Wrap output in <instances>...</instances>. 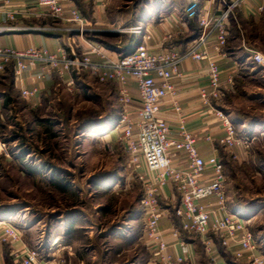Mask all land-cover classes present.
Returning a JSON list of instances; mask_svg holds the SVG:
<instances>
[{
	"label": "rangeland",
	"instance_id": "1",
	"mask_svg": "<svg viewBox=\"0 0 264 264\" xmlns=\"http://www.w3.org/2000/svg\"><path fill=\"white\" fill-rule=\"evenodd\" d=\"M110 1L140 10L150 0ZM252 50L264 55V46ZM251 72L249 80L237 81L236 94L222 99L232 126L237 117L230 119L229 112L237 109L246 127L233 126L244 144L236 156L226 151L221 161L228 209L248 220L257 255L263 257L264 73ZM75 77L70 87L56 82L55 92L40 105L19 104L0 121V220L21 230L38 264H166L154 259L146 243L141 200L148 172L142 158L127 149L119 120L123 108L117 97L114 104V89L87 72ZM113 110L118 118L109 121L105 113ZM162 196V218L179 225L178 194L169 202ZM2 245L3 261L10 264ZM225 260L248 264L230 256ZM199 264L213 261L204 256Z\"/></svg>",
	"mask_w": 264,
	"mask_h": 264
},
{
	"label": "built area",
	"instance_id": "2",
	"mask_svg": "<svg viewBox=\"0 0 264 264\" xmlns=\"http://www.w3.org/2000/svg\"><path fill=\"white\" fill-rule=\"evenodd\" d=\"M65 1L34 0V8L45 9V15L69 25L66 31L72 32L88 53L99 57V61H92L88 54L77 57L67 55L63 50L51 54L36 48L17 51L0 45V71L3 72L10 64L14 65L16 75L40 67L45 74L57 75L60 79L69 72L75 76L87 72L100 84L111 83L117 86V102L123 109H129L133 102L127 88V83L132 80L139 91L140 107L132 120H129L131 117L127 112L121 114L120 130L126 139L129 153L132 156L139 155L148 172L146 178H142V217L146 243L154 250V259L166 264H183L191 256L187 243L180 244L179 253L175 256L169 255L168 243L159 230L163 213L158 198L171 185L179 196L180 205L175 209V215L180 219L179 230L182 233L199 238L207 251H211L216 239L236 262L264 264L263 257L257 255L253 233L247 228L248 220L239 211L232 213L228 209L222 161L215 156H201L195 138L183 124L179 125V138L170 137L169 123L158 117L164 99L175 95L176 87L172 80L180 76L179 66L186 59L207 62L209 89L201 92L202 103L211 107L213 102L221 100V70L217 66V58L208 56L206 49L212 43L214 52L222 54L228 42L230 22L245 0H211L208 4L213 6L212 10L202 9L198 0H191L184 9V15L198 21L201 33L185 51L180 53L173 48H166L153 54L145 46H139L119 55L118 59L108 56L86 37L90 29L77 8L71 7L68 16H65ZM259 10L262 11V8ZM9 18L13 19L11 16ZM140 30L138 26L131 29L135 34H139ZM249 53L252 67L264 73V55L251 49ZM43 75L40 73L37 79L43 78ZM227 83L231 84V79ZM72 84V79L66 83L69 87ZM20 94L28 101L35 96V91L21 89ZM173 108L180 112L177 103L173 104ZM213 113L222 121L225 136L220 144L223 149L230 151L234 147H242L244 143L238 138L230 120L220 110ZM179 153H184L186 157L185 166L173 163ZM21 237L22 233L7 221L0 220V242L12 247L21 241ZM11 255L19 264H38L37 253L25 246L21 250L12 249Z\"/></svg>",
	"mask_w": 264,
	"mask_h": 264
},
{
	"label": "crops",
	"instance_id": "3",
	"mask_svg": "<svg viewBox=\"0 0 264 264\" xmlns=\"http://www.w3.org/2000/svg\"><path fill=\"white\" fill-rule=\"evenodd\" d=\"M190 1L150 0L144 3L143 9L139 10L131 6L128 8L113 6L110 0H67L64 2V9L67 17L71 7L77 8L90 29L88 39L94 46L102 48L108 56L118 59L119 55L131 52L139 46H145L148 52L153 54L166 48H173L180 53L185 51L201 33L198 21L188 19L184 15V6ZM209 1L211 0H198L202 9L212 10L213 6L208 4ZM260 8L262 11L259 10ZM10 16L13 19H10ZM68 26L58 19L45 15V9H35L34 0H0V45L3 48H12L17 51L36 48L51 54L63 50L67 55L73 54L77 57L88 54L92 61L98 62V56L88 53L75 35L66 31ZM135 26L141 27L139 34L132 33L131 29ZM228 37V42L221 51L222 54L214 52L212 43L206 49L208 56L217 58V66L221 70L220 83L223 93L221 100L217 103L213 102L211 107L202 103L201 92L209 89L207 62L186 59L179 66L180 76L172 80L176 87L175 95L164 99L158 114L160 119L169 123V136L174 139L179 138V125L183 124L195 138L198 151L204 158L215 156L222 160L227 151L220 144V140L225 136L222 121L213 112L216 110L223 112L222 99L227 93L236 94L238 91L236 83L239 79L252 78L251 70L255 69L250 64L249 50H260L264 46V0L244 1L240 11L230 22ZM248 69L250 71L247 74ZM40 73L44 74L43 78L37 79ZM76 78L69 72L60 79L57 75L45 74L40 67L28 69L16 75L14 65H7L3 72L0 71V121L6 113L16 110L19 104L23 107L40 105L44 97L55 92L56 82L65 83ZM228 79H231V84L227 83ZM107 85L114 89V104H116L117 86L111 83ZM127 88L133 102L129 109H122V112H127L130 117H134L140 107L139 91L132 80L127 83ZM21 89L34 90L35 96L26 101L21 97ZM173 102L177 103L180 112L174 111ZM241 114L242 111L237 109L229 112L230 119L232 116L237 117L233 122L234 128L235 126H241L242 129L246 127V120ZM105 115H108L106 119L109 121L115 117L118 118L114 110L106 112ZM247 127L249 128L250 124H247ZM240 151V147H234L229 152L236 156ZM173 163L185 166L184 153L174 157ZM162 194L163 199L168 202L176 195L171 185L166 187ZM159 230L168 243L169 255L175 256L179 253L180 244H188L191 256L183 264H199L204 256L211 259L213 264H227L225 257H231L219 243L213 241L211 251H207L199 238L196 241L186 239L184 237L186 234L179 230V225L173 219L163 218L159 222ZM18 231L22 233L21 230ZM2 244L6 247L4 255L11 258L10 264H16L11 250L27 247L23 235L21 241L12 247ZM199 246L204 249L203 253L198 249ZM8 248L10 250H7ZM2 255L0 251V264H6Z\"/></svg>",
	"mask_w": 264,
	"mask_h": 264
},
{
	"label": "trees",
	"instance_id": "4",
	"mask_svg": "<svg viewBox=\"0 0 264 264\" xmlns=\"http://www.w3.org/2000/svg\"><path fill=\"white\" fill-rule=\"evenodd\" d=\"M35 172H37L36 170H34ZM64 190V188H62Z\"/></svg>",
	"mask_w": 264,
	"mask_h": 264
}]
</instances>
